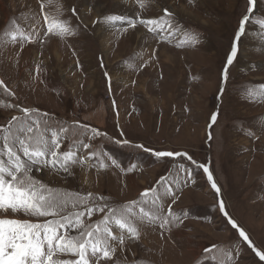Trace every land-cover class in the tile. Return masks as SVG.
I'll list each match as a JSON object with an SVG mask.
<instances>
[{
	"label": "rangeland",
	"instance_id": "obj_1",
	"mask_svg": "<svg viewBox=\"0 0 264 264\" xmlns=\"http://www.w3.org/2000/svg\"><path fill=\"white\" fill-rule=\"evenodd\" d=\"M263 148L264 0H0V264H264Z\"/></svg>",
	"mask_w": 264,
	"mask_h": 264
},
{
	"label": "crops",
	"instance_id": "obj_2",
	"mask_svg": "<svg viewBox=\"0 0 264 264\" xmlns=\"http://www.w3.org/2000/svg\"><path fill=\"white\" fill-rule=\"evenodd\" d=\"M244 147L246 148V146H244V143H242V145L238 146V148L239 149L241 148L242 150L244 149ZM239 149H238V151H239ZM253 154H254L253 152H249V153L245 154V157H242L239 160H236V162H231L232 161V156H231V158H230V156H225L224 157V160H225L224 163H225L226 166L227 165L231 166V164L240 165V167H238V168H233V170H234L233 173H235V174L237 173V174H240V175H242V174L245 175V182H249L250 183V181L254 182V180H255V181H258V183L261 185L262 184L261 181L264 180V155L261 156L260 154L256 153L259 156H255ZM245 167H247V169H248L247 172H245V171L242 172L243 168H245ZM229 171L230 170L228 169V172ZM229 174H230V172H229ZM169 177H170V175L168 176V178ZM262 188L264 190V185H263Z\"/></svg>",
	"mask_w": 264,
	"mask_h": 264
},
{
	"label": "bare ground",
	"instance_id": "obj_3",
	"mask_svg": "<svg viewBox=\"0 0 264 264\" xmlns=\"http://www.w3.org/2000/svg\"><path fill=\"white\" fill-rule=\"evenodd\" d=\"M28 3V2H27ZM35 4V3H34ZM27 6V5H26ZM29 6V5H28ZM35 7V6H34ZM29 8V7H28ZM28 13H30V11H26V15L28 14ZM139 32H140V34L142 33V30L141 29H139L138 30ZM130 33H132V32H130L129 30H126V36L128 37V40H132V38H136V37H134V35H132V34H130ZM138 33V32H137ZM101 34L102 35H100L99 34V38H100V42L104 45V43H106L107 41H108V38H109V36H110V32L107 30L106 31V29H103L102 30V32H101ZM112 36V35H111ZM138 38V39H137ZM136 39L137 40H140L141 39V37L140 36H138ZM135 40V39H134ZM32 41V40H31ZM109 45V44H108ZM146 49V48H145ZM144 49V50H145ZM143 50V51H144ZM142 51V52H143ZM145 52V51H144ZM116 80V75L113 73L112 74V82H114ZM92 83H93V80H92ZM91 83V84H92ZM114 224H117V223H114ZM114 224H113V227H114ZM120 225L119 224H117V226L113 229L114 231H115V233L117 232V230L118 229H120L121 227H119ZM4 263V262H3ZM7 264H16V263H13L12 261H8V263Z\"/></svg>",
	"mask_w": 264,
	"mask_h": 264
}]
</instances>
